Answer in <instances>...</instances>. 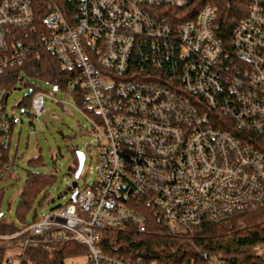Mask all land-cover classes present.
<instances>
[{
    "label": "built area",
    "instance_id": "built-area-1",
    "mask_svg": "<svg viewBox=\"0 0 264 264\" xmlns=\"http://www.w3.org/2000/svg\"><path fill=\"white\" fill-rule=\"evenodd\" d=\"M194 1L0 0V71L37 46L54 55L76 72L68 88L84 91L88 113L75 108L96 141L94 179L79 174L66 203L0 236L17 245L2 264H34L26 247L64 242L84 246L88 264H158L102 254L100 230L143 224L140 206L171 231L264 207V0H246L226 40L215 7L185 14ZM43 96L32 97L31 116L45 112ZM2 105L0 90V149Z\"/></svg>",
    "mask_w": 264,
    "mask_h": 264
},
{
    "label": "trees",
    "instance_id": "trees-1",
    "mask_svg": "<svg viewBox=\"0 0 264 264\" xmlns=\"http://www.w3.org/2000/svg\"><path fill=\"white\" fill-rule=\"evenodd\" d=\"M203 5L216 8V34L226 40L230 38L233 28L244 16L247 2L246 0H195L190 10L184 13H194L196 8ZM182 11L174 10L173 13L181 15ZM37 15L40 21L43 15L40 13ZM181 20H186V15ZM36 51L39 52L37 58L34 56ZM77 78L76 72L66 70L54 55L37 46L30 51L21 66L0 71L3 103L6 95L14 89L15 84L20 82L29 88V93L16 107L21 108V112H26L31 107L34 94L40 92L35 83L41 81L51 85L54 90H61L69 95L75 103L74 106L88 113L84 91L79 84L72 89L68 88V84L76 81ZM8 123L6 132L8 143L5 148L0 149V169L3 166L9 167L6 178L10 176L13 166V162L9 160L13 120L9 117ZM257 148L264 153V144L259 142ZM70 159L71 170L75 174L78 159L73 150L70 151ZM27 164L33 170L25 171L24 185L19 193L15 212L17 223L6 220L0 214L1 237L14 235L36 220L34 206L36 203L38 207L43 204L48 196V189L56 180L54 170L49 173L35 170L44 166L40 157L28 160ZM138 211L144 216L143 224L127 223L123 228L100 230L97 247L102 254L131 259L142 258L158 264H206L201 258V253L206 252L224 261V264H264V207L232 215L221 221L203 223L190 230L176 231H171L164 222L153 216L148 208L140 206ZM30 217L31 221H29ZM15 247L17 245L0 246V264L7 255L14 252ZM26 253L34 264H63L65 258L81 255L88 257V251L84 246L71 242L29 245L26 247Z\"/></svg>",
    "mask_w": 264,
    "mask_h": 264
},
{
    "label": "rangeland",
    "instance_id": "rangeland-1",
    "mask_svg": "<svg viewBox=\"0 0 264 264\" xmlns=\"http://www.w3.org/2000/svg\"><path fill=\"white\" fill-rule=\"evenodd\" d=\"M35 84L44 95L42 102L45 112L41 116H30L29 110L21 112V108L16 107L29 93V88L20 82L6 95L2 105V112L13 120L9 150V160L13 166L10 176L0 180V214L15 223L25 171L33 170L27 164L28 160L40 157L44 166L35 170L44 173L54 170L56 175L46 200L40 207L37 203L34 206L37 215L55 210L68 201L69 188L75 179L71 170V150L84 156L81 178L90 182L95 177L96 141L89 122L75 108L69 95L54 90L45 82ZM63 264H88V257L81 255L65 258Z\"/></svg>",
    "mask_w": 264,
    "mask_h": 264
},
{
    "label": "water",
    "instance_id": "water-1",
    "mask_svg": "<svg viewBox=\"0 0 264 264\" xmlns=\"http://www.w3.org/2000/svg\"><path fill=\"white\" fill-rule=\"evenodd\" d=\"M76 155H77V159H78V167H77V170H76V172L74 174L75 179L79 177V174H80V172L82 170L83 161H84V156L81 153L77 152ZM75 179L71 182V185H70L71 186V189H75L76 188V181H75ZM74 197H75V195L72 194V197L71 198L73 200H74Z\"/></svg>",
    "mask_w": 264,
    "mask_h": 264
}]
</instances>
